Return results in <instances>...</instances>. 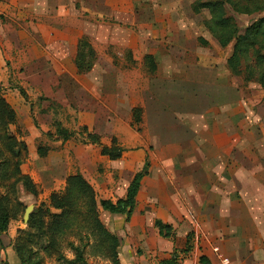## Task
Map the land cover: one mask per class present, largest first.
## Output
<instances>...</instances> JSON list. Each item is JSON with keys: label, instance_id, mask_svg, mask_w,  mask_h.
<instances>
[{"label": "crops", "instance_id": "1", "mask_svg": "<svg viewBox=\"0 0 264 264\" xmlns=\"http://www.w3.org/2000/svg\"><path fill=\"white\" fill-rule=\"evenodd\" d=\"M194 3L0 0V84L16 114L11 129L21 119L31 131V120V141L58 145L44 172L22 174L48 195L80 175L97 202L115 203L148 164L128 221L98 208L102 225L120 240L119 264H264V139L251 136L236 103H210L199 114L197 86L205 97L207 87L223 89L226 76L214 70L227 67L234 43L222 48L205 28L208 11L195 13ZM202 11L208 17L201 23ZM82 41L95 57L85 73L75 65ZM217 49H225L223 63ZM32 106L44 113L36 121ZM134 110L141 112L138 127ZM56 112L68 117L69 130L80 128L78 143L43 140L42 132L57 139L48 126ZM83 129L104 147L115 141L121 158L102 156ZM156 223L170 228L168 237ZM9 230L10 223L2 245Z\"/></svg>", "mask_w": 264, "mask_h": 264}, {"label": "trees", "instance_id": "2", "mask_svg": "<svg viewBox=\"0 0 264 264\" xmlns=\"http://www.w3.org/2000/svg\"><path fill=\"white\" fill-rule=\"evenodd\" d=\"M226 7L240 15L264 13V0H195L192 8L195 13L202 9L208 11L209 20L204 21L205 28L222 48L234 43L233 53L227 61L230 74L242 77L245 83L256 82L264 86V17L240 33L234 19L227 14ZM94 58L89 45L85 41L80 42L75 62L78 72L89 71ZM20 93L24 96L22 91ZM132 117L133 125L138 127L141 123L140 110H134ZM16 121V114L3 98L0 85V191H4L0 192V248L1 237L7 232L10 221L15 219L17 207L21 205L16 196L17 184H22L29 195L33 197L38 195L36 185L20 170L27 155V147L20 138L10 132ZM58 129H56L58 139L66 141L71 138V133ZM83 132L86 133V130L83 129ZM85 141L98 146L101 155L109 160L115 161L121 158L122 150L116 146L115 141L110 147H104L100 144L99 137L90 133H86ZM40 152H43L41 157L46 154L43 148L37 149V153ZM147 169L148 164L145 163L143 169L133 177L125 198L115 203L107 200L97 202L93 189L80 175L69 176L65 181L63 192L50 194L48 208L40 206L32 212L27 227L40 233L47 240L51 251L58 249L59 241L67 232L76 233L77 246L69 243L66 248L73 253V259L67 261L59 257V261L63 264H88L84 256L87 249H90V252L101 253L110 264H119L117 249L120 240L102 225L98 208L110 215L124 216L128 221L135 207L140 183L147 175ZM156 226L166 232L164 237L169 236L170 228L160 223H156ZM82 232L86 234L83 235ZM20 233V235L25 234ZM20 238L18 237L12 249L21 264H28L23 257L22 252L26 250ZM31 242L29 241V244Z\"/></svg>", "mask_w": 264, "mask_h": 264}, {"label": "rangeland", "instance_id": "3", "mask_svg": "<svg viewBox=\"0 0 264 264\" xmlns=\"http://www.w3.org/2000/svg\"><path fill=\"white\" fill-rule=\"evenodd\" d=\"M227 14L231 16L234 21L237 24V27L242 32L244 29L249 26L251 23H253L255 20L264 17V13L262 14H253L250 16L247 15H238L230 10L229 7H226ZM46 11H44V14ZM208 15L206 11H202L198 16L197 19L199 22L202 23L203 20L207 19ZM211 38V37H209ZM212 39V38H211ZM213 54H218V57L222 60V63L225 59V49H217ZM221 67L216 66L214 70L218 74H222L226 76L225 79H222L221 82V88L225 89L226 91H223V89H220L219 87H215V90H210L211 87H207V93L210 94V96L207 94V97L203 96L202 94L205 93V89L203 87L197 86V93L201 94L200 96L196 97L197 100V108L199 111V114H204L205 110L207 109L208 105L211 103L212 105H228V104H235L238 106L237 112H243V114L246 115L244 118V125L247 123L248 131L251 132V136L254 138H262L264 139V86H260L256 82H244L242 77L235 78L233 75L230 74L226 66L220 65ZM218 70V72H217ZM1 85V84H0ZM220 85V84H219ZM236 88L242 90V95H234V91ZM210 90V91H209ZM21 91V89L19 90ZM221 91V92H220ZM225 93V94H224ZM21 94V93H20ZM3 96V95H2ZM22 96V94H21ZM36 106V105H35ZM35 106H32V111L30 112V119H35L38 115H43L44 113L42 110L40 112L39 109L35 108ZM230 116H233L236 113L235 111L229 113ZM56 119L54 121H51L48 123L49 126V132L53 133L55 137L56 135V129L58 130H67L68 132H71L72 136L69 138L68 142L70 143H78L81 139L80 137H77L76 134L79 132L80 128H78L75 131L69 130V120L68 117H65L64 113L57 114L55 113ZM243 118V117H242ZM60 119H63V121L67 122V126H63V124L59 121ZM241 119V118H240ZM239 119V120H240ZM36 121V119H35ZM242 121V122H243ZM31 122V128H34V125ZM35 126H38L37 123ZM242 125V124H241ZM243 125V126H244ZM71 126V125H70ZM17 128H10V132L18 137V139H24L28 146V153L26 155V158L22 162V165L20 167V170H32L35 174H40L45 168V164L47 162L48 155L51 150L54 148H57L58 145H52L53 147H48L47 144L44 145V142H39L38 139H32L31 141V131H28L23 125V120H18ZM20 135V137L18 135ZM43 140H46L48 142L55 143L57 139H49L45 137V133H43ZM71 145L67 146L68 149ZM64 147V146H60ZM38 148H43L46 152V156H40L43 152L37 153ZM62 151V149H61ZM259 152H264V145L261 144L259 146ZM22 173V172H21ZM24 175V174H23ZM40 177L37 176V181L40 182ZM37 187V186H36ZM38 188V195L36 197H33L29 195L22 184H17L16 186V196L18 198V201L20 202V206L17 207V213L15 214V219L10 222V233H7L4 237V243L2 247L0 248V264H21L20 261H18V257L14 252H1L5 250L6 248H9L11 245L14 246V244L17 242L18 237L20 238V242L23 243L26 252L23 253L24 260L28 264H63L61 261H59V257L65 258L67 261H70L73 259V253L70 252L67 248V244L73 243L77 246V236L74 231L67 232L66 235L61 238L59 241L58 249L50 250L48 247L47 240L38 234L36 230H31L27 227V222L30 218V215L33 211L38 209L40 206L49 207V196L50 194H45V190H42L40 188V185ZM2 190V189H1ZM64 190V189H63ZM63 190H59L57 192H63ZM0 192H4L3 190ZM53 193V192H52ZM57 213V212H56ZM19 227L16 232L13 231L14 228ZM15 232V233H14ZM20 232H24L25 234L20 235ZM20 233V234H19ZM10 234V235H9ZM37 234L35 237L34 235ZM81 234H86L85 232ZM20 235V236H19ZM9 236H13V239H10ZM9 238V240L7 239ZM29 241H32L31 244H29ZM13 250V249H12ZM30 250V251H29ZM90 249H87L86 252H84V256L86 258V261L88 264H110L106 257H104L99 252H90ZM65 264V263H64Z\"/></svg>", "mask_w": 264, "mask_h": 264}]
</instances>
